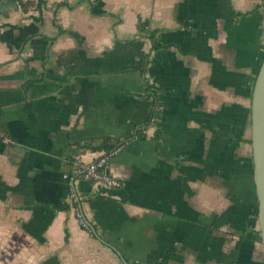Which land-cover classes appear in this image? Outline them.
Listing matches in <instances>:
<instances>
[{
    "label": "crops",
    "instance_id": "1",
    "mask_svg": "<svg viewBox=\"0 0 264 264\" xmlns=\"http://www.w3.org/2000/svg\"><path fill=\"white\" fill-rule=\"evenodd\" d=\"M263 55L264 0H0V264H264Z\"/></svg>",
    "mask_w": 264,
    "mask_h": 264
},
{
    "label": "water",
    "instance_id": "2",
    "mask_svg": "<svg viewBox=\"0 0 264 264\" xmlns=\"http://www.w3.org/2000/svg\"><path fill=\"white\" fill-rule=\"evenodd\" d=\"M250 147L257 199V225L264 251V57L255 77L250 109Z\"/></svg>",
    "mask_w": 264,
    "mask_h": 264
},
{
    "label": "built area",
    "instance_id": "3",
    "mask_svg": "<svg viewBox=\"0 0 264 264\" xmlns=\"http://www.w3.org/2000/svg\"><path fill=\"white\" fill-rule=\"evenodd\" d=\"M120 149L121 148L119 147L110 152L103 154L95 162L86 165H82V164L74 165L73 174L77 177L82 178L84 181H92L95 183H100L112 189L120 188L121 187L120 181L114 176L110 175L107 170L109 162L114 158V156H116L119 153ZM75 217L78 221L80 228L87 230L88 226L82 214L76 212Z\"/></svg>",
    "mask_w": 264,
    "mask_h": 264
},
{
    "label": "trees",
    "instance_id": "4",
    "mask_svg": "<svg viewBox=\"0 0 264 264\" xmlns=\"http://www.w3.org/2000/svg\"><path fill=\"white\" fill-rule=\"evenodd\" d=\"M152 39H153V34H152ZM154 48H157V46H155ZM263 57H264V55H263ZM263 57H262V59H261V61L263 60ZM147 92L148 93H150L151 92V88H150V86H148L147 87ZM154 115V114H153ZM236 141L237 142H241V143H247L248 145H250L251 144V142H250V138H248V139H243V138H236ZM120 146L118 145V144H115V143H109V142H107V143H105L104 145H102V146H100V147H97V148H92L94 151H101V150H103V151H105V153H107V152H110V151H112V150H114V149H116V148H119ZM257 204V203H256ZM256 217H257V214H256Z\"/></svg>",
    "mask_w": 264,
    "mask_h": 264
},
{
    "label": "rangeland",
    "instance_id": "5",
    "mask_svg": "<svg viewBox=\"0 0 264 264\" xmlns=\"http://www.w3.org/2000/svg\"><path fill=\"white\" fill-rule=\"evenodd\" d=\"M97 264H100V263H97ZM102 264H104V263H102Z\"/></svg>",
    "mask_w": 264,
    "mask_h": 264
}]
</instances>
